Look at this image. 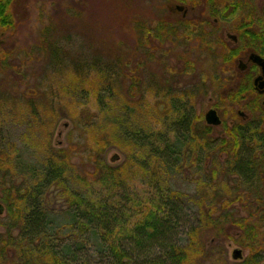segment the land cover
I'll list each match as a JSON object with an SVG mask.
<instances>
[{
	"label": "trees",
	"instance_id": "1",
	"mask_svg": "<svg viewBox=\"0 0 264 264\" xmlns=\"http://www.w3.org/2000/svg\"><path fill=\"white\" fill-rule=\"evenodd\" d=\"M10 4L11 0H0V30L15 23ZM171 25L175 24L167 20H159L154 27L139 25L140 49L143 45L149 47L154 40L160 42V47L162 42L165 45L171 42L172 46L170 50L153 45L141 50L139 61L145 59L159 69L164 68L160 74L148 75L144 81L139 77L131 85L142 94L136 97L139 106L148 93L167 108L169 119L165 130L148 129L134 122L132 113L137 115L136 109L126 102L119 112L110 113L112 110L107 109L105 113L117 132L138 150L134 160L151 191L144 195L130 191L121 169L102 164L97 180L106 187V194L91 196L74 188L79 176L71 170L72 163L64 150L51 152V147L42 148L40 151L47 153L46 159L42 168L28 171L29 183L23 187L22 182L16 184L17 180L10 178L9 185H18L17 188L0 192V201H4L9 217L3 222L0 212V264H91L84 254L85 243L88 246L91 240L100 254L99 264H229L222 245L218 244L220 240H231L243 250L257 252L264 248V182H261L264 134L255 128L251 129L253 132L237 126L227 137L213 141L200 133L194 112L196 97L189 89L178 96L172 93L173 88L183 84V76L195 72L196 63L188 51L184 54L180 49L183 48L177 42L180 29ZM178 49L181 54L177 53ZM155 52L162 55V61L154 59ZM170 53L173 63L168 59ZM53 55L50 67L57 72L64 65L63 56L59 50ZM147 61L141 68L137 67V75L143 76L141 69ZM172 85L175 87L171 88ZM129 120L135 123L134 127ZM217 153L224 154L222 161ZM182 156L188 169L200 173L202 182L198 190L202 201L199 205L188 200L193 205L187 213L182 196L167 188L166 178L162 177L178 166ZM231 175L236 176L234 185L228 184ZM51 188L57 190L58 197L66 204L71 230L62 238L54 232L43 204L42 196ZM8 190L13 192L7 193ZM210 194L212 201L206 202ZM235 202H240L239 208L231 207ZM244 202H248L246 206ZM135 217L137 220L133 221ZM179 227L186 236L182 244L174 235ZM208 232L211 238L206 236ZM257 258L254 257V264H258ZM234 264L247 262L242 258Z\"/></svg>",
	"mask_w": 264,
	"mask_h": 264
},
{
	"label": "rangeland",
	"instance_id": "2",
	"mask_svg": "<svg viewBox=\"0 0 264 264\" xmlns=\"http://www.w3.org/2000/svg\"><path fill=\"white\" fill-rule=\"evenodd\" d=\"M182 1L11 0L10 11L15 23L11 28L0 30V192L17 188L18 185H9L10 178L25 187L31 180L28 171L42 168L46 159L47 153L40 149L49 147L53 148H49L51 152L57 149L66 152L72 163L71 170L79 176L74 185L77 190L91 196L106 194V187L97 180L103 164L121 169L130 191L141 195L151 191L134 160L138 150L117 132L105 113L107 109L112 110L110 113L119 112L126 102L136 109L137 115L132 113L134 122L148 129L165 130L169 119L167 108L148 93L139 106L136 97L142 94L131 86L139 77L144 81L148 75L160 74V69L149 61H139L142 52L137 32L139 25L154 26L159 20L172 19L169 12L176 5L181 6ZM159 44L154 40L151 45L171 49L170 44L162 42L161 47ZM58 50L64 64L59 67V73L50 67ZM177 51L181 54L180 49ZM145 61L146 66L141 69L143 76L137 75V67L141 68ZM182 80L188 85L185 89H177L181 85L171 86L175 87L172 93L177 96L179 92L193 89L189 85L196 76L189 74ZM106 96L113 99L102 101ZM195 104L197 114L202 107L200 102ZM132 122L130 125L134 127ZM114 155L117 159L111 161ZM162 177L166 178L167 188L182 196L186 213L193 205L188 200L200 205L201 175L193 168L188 169L185 156ZM230 177L228 184L234 185L233 175ZM42 197L54 232L59 238L68 236L71 228L66 204L58 197L57 190L51 188ZM205 201H212L211 194ZM0 205L1 218L7 222L4 201ZM181 229L174 234L180 244L186 237ZM211 235L206 234L209 238ZM218 244L224 249L226 261L234 264L231 252L239 246L231 240H220ZM84 248L91 264H99L100 254L93 241L88 246L85 243ZM246 252L242 249L243 256Z\"/></svg>",
	"mask_w": 264,
	"mask_h": 264
},
{
	"label": "flooded vegetation",
	"instance_id": "3",
	"mask_svg": "<svg viewBox=\"0 0 264 264\" xmlns=\"http://www.w3.org/2000/svg\"><path fill=\"white\" fill-rule=\"evenodd\" d=\"M180 7L172 8V19L167 21L175 24L171 28L180 29V49L184 54L188 51L197 65L192 73L196 80L189 85L196 97L197 129L213 141L227 137L237 126L264 134V0H183ZM154 59L159 62L163 57L155 52ZM168 59L174 62L171 53ZM196 102L202 107L197 114ZM212 112L218 124L209 122ZM239 204L232 203L231 207L239 208ZM238 248L241 256L234 261L244 258L247 264H254V257L259 256L258 264H264V248L257 252L247 249L244 256Z\"/></svg>",
	"mask_w": 264,
	"mask_h": 264
},
{
	"label": "water",
	"instance_id": "4",
	"mask_svg": "<svg viewBox=\"0 0 264 264\" xmlns=\"http://www.w3.org/2000/svg\"><path fill=\"white\" fill-rule=\"evenodd\" d=\"M175 7L176 8H181L178 5H176ZM263 9H264V7H263ZM210 117H211V119H210L211 121H209L210 123H213V124H218L219 123L218 118L215 116V114L213 112L210 113ZM116 159H117V155H114V156H112L111 161H115ZM240 256H241L240 249L235 248V249L232 250V258L233 259H237Z\"/></svg>",
	"mask_w": 264,
	"mask_h": 264
}]
</instances>
